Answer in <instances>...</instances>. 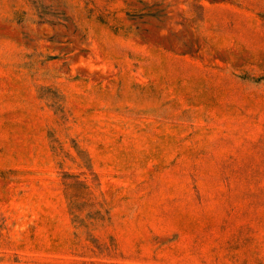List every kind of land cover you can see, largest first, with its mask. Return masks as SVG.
I'll use <instances>...</instances> for the list:
<instances>
[{
	"label": "rangeland",
	"instance_id": "374dc122",
	"mask_svg": "<svg viewBox=\"0 0 264 264\" xmlns=\"http://www.w3.org/2000/svg\"><path fill=\"white\" fill-rule=\"evenodd\" d=\"M0 264H264V0H0Z\"/></svg>",
	"mask_w": 264,
	"mask_h": 264
}]
</instances>
